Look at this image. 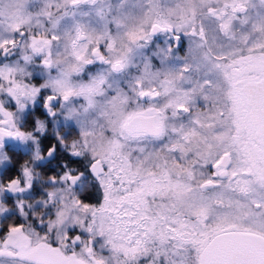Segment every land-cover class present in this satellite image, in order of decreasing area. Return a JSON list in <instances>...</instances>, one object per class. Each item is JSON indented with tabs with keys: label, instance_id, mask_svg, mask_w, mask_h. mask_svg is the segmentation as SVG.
<instances>
[{
	"label": "snow or ice",
	"instance_id": "obj_1",
	"mask_svg": "<svg viewBox=\"0 0 264 264\" xmlns=\"http://www.w3.org/2000/svg\"><path fill=\"white\" fill-rule=\"evenodd\" d=\"M0 264H264V0H0Z\"/></svg>",
	"mask_w": 264,
	"mask_h": 264
}]
</instances>
